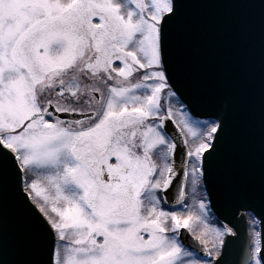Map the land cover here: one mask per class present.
Listing matches in <instances>:
<instances>
[{
    "label": "snow or ice",
    "instance_id": "1",
    "mask_svg": "<svg viewBox=\"0 0 264 264\" xmlns=\"http://www.w3.org/2000/svg\"><path fill=\"white\" fill-rule=\"evenodd\" d=\"M185 6L0 0V214L33 257L15 264H228L245 212L264 264V171L217 175L231 118L181 82Z\"/></svg>",
    "mask_w": 264,
    "mask_h": 264
},
{
    "label": "water",
    "instance_id": "2",
    "mask_svg": "<svg viewBox=\"0 0 264 264\" xmlns=\"http://www.w3.org/2000/svg\"><path fill=\"white\" fill-rule=\"evenodd\" d=\"M176 41L183 86L202 99H214L231 118L228 159L217 162V175L227 164L258 183L264 171V7L259 0H186ZM170 207H176L175 201ZM244 215L243 221L239 214L234 221L239 232L226 250L228 264H249ZM256 222L264 230L259 217ZM18 226L9 201L0 214V229L11 264L33 258L16 242Z\"/></svg>",
    "mask_w": 264,
    "mask_h": 264
},
{
    "label": "rangeland",
    "instance_id": "3",
    "mask_svg": "<svg viewBox=\"0 0 264 264\" xmlns=\"http://www.w3.org/2000/svg\"><path fill=\"white\" fill-rule=\"evenodd\" d=\"M139 78H140L139 75H134L131 82L135 83ZM209 219H210V217H209ZM209 222H210V220H209ZM193 226L197 227L195 222H193ZM210 226L212 227L213 225H210ZM201 230H202V226L197 228V231H201ZM206 239L208 241V246L211 247V239H212L211 233L207 234Z\"/></svg>",
    "mask_w": 264,
    "mask_h": 264
},
{
    "label": "flooded vegetation",
    "instance_id": "4",
    "mask_svg": "<svg viewBox=\"0 0 264 264\" xmlns=\"http://www.w3.org/2000/svg\"><path fill=\"white\" fill-rule=\"evenodd\" d=\"M213 226L212 227H214V228H216V227H219L220 225L217 223H215V224H212ZM250 225V224H249ZM256 231H257V229H256ZM251 238V237H250Z\"/></svg>",
    "mask_w": 264,
    "mask_h": 264
}]
</instances>
